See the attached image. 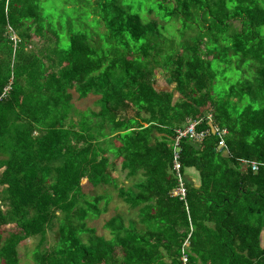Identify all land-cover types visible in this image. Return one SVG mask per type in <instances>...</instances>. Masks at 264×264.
I'll return each instance as SVG.
<instances>
[{"label": "trees", "instance_id": "1", "mask_svg": "<svg viewBox=\"0 0 264 264\" xmlns=\"http://www.w3.org/2000/svg\"><path fill=\"white\" fill-rule=\"evenodd\" d=\"M83 181L135 218L98 235L111 197ZM263 227L264 0H0V264L35 237L31 264H264Z\"/></svg>", "mask_w": 264, "mask_h": 264}, {"label": "rangeland", "instance_id": "2", "mask_svg": "<svg viewBox=\"0 0 264 264\" xmlns=\"http://www.w3.org/2000/svg\"><path fill=\"white\" fill-rule=\"evenodd\" d=\"M96 97L88 96L84 99H77V96L73 95V110L76 112H85L87 110L97 111L98 107L96 106ZM133 111L131 110L129 114L131 115ZM114 176L116 177L118 184L120 186H123L124 189H127L132 186V184L139 179L137 176L132 181H128L120 170H117L114 173ZM83 187V193H85L87 196H92L96 194H108L111 199L107 205V212L101 214V216L95 220L87 221L88 227H93L96 229L98 235H104L106 238L109 236L108 232L103 229L104 222L109 220L114 215H120L124 222H128L131 219L135 218L136 211L131 210L126 204H124L117 196L116 190L112 189L111 187L107 186H97L92 187L90 186L87 181L82 182ZM103 204V202H101ZM2 235H6L7 232L10 230V228L2 229ZM58 237V231H57V225H55L53 228L48 229V231L45 234V238L43 241V245L48 246L49 248L51 246L55 245V242ZM40 238H30L23 242H21L17 248V256L19 258V264H31L32 258H31V251L40 243Z\"/></svg>", "mask_w": 264, "mask_h": 264}, {"label": "built area", "instance_id": "3", "mask_svg": "<svg viewBox=\"0 0 264 264\" xmlns=\"http://www.w3.org/2000/svg\"><path fill=\"white\" fill-rule=\"evenodd\" d=\"M195 125H197L196 122L189 123L184 128H178L175 131V139L173 141V156H172V165L171 169L176 173L177 177V186L171 191L170 196L174 198H178L179 200H183L185 198L186 189L184 186L183 178L181 177L179 173L180 168V141L184 138H188L191 140H194L197 143H201L202 140L207 136L208 131H195ZM213 133L216 134V136L219 137L217 150L220 151L222 147L224 146V142L222 139V135L225 133L224 130L220 129H214ZM252 169L256 170L255 164L252 163Z\"/></svg>", "mask_w": 264, "mask_h": 264}, {"label": "crops", "instance_id": "4", "mask_svg": "<svg viewBox=\"0 0 264 264\" xmlns=\"http://www.w3.org/2000/svg\"><path fill=\"white\" fill-rule=\"evenodd\" d=\"M184 180L191 185L198 186V172L195 171V169L193 168L187 169L184 174ZM263 239H264V227L261 232L262 242H263Z\"/></svg>", "mask_w": 264, "mask_h": 264}]
</instances>
